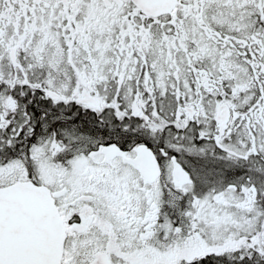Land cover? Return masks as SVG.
<instances>
[{"label":"flooded vegetation","instance_id":"obj_1","mask_svg":"<svg viewBox=\"0 0 264 264\" xmlns=\"http://www.w3.org/2000/svg\"><path fill=\"white\" fill-rule=\"evenodd\" d=\"M214 1L175 0L155 16L133 0H0V154L9 147L14 158L22 159L37 138L48 140L54 154L50 162L62 166L58 182L35 178L29 164L13 181L44 183L53 193L65 231L60 264H174L172 253L189 233V215L196 217L183 210L186 185L176 168L183 167L195 183L190 151L232 156V136L243 128L238 123L232 128L243 115L236 100H228L230 82H216L218 90L214 83V70L224 62L209 65L199 32L197 41L189 37L197 30L190 24L198 19L205 25L207 2ZM218 1L226 14L214 3L208 8L212 17L226 23L244 14L248 27L254 24L250 30L256 29L248 36L228 24L219 26L218 33L230 31L243 41L238 53L260 55L257 65L241 57L236 62L264 69V35L257 36L264 25L251 3L263 5L264 0H244L247 13L234 11L233 0ZM198 8L202 12L192 15ZM229 57L227 52L223 61ZM171 72L175 79L170 82ZM164 73L163 92L157 78ZM183 92L189 99H179ZM44 111L51 113L47 126ZM257 116L263 117L257 113L256 122ZM83 121L91 125L89 132ZM78 122L77 138L70 141L62 135L64 126ZM175 146L183 149L173 151ZM74 155L95 163L82 168L83 182L72 178L69 187L65 165ZM4 218L0 264H10L13 257L23 260L29 247H44L36 228L41 218L35 225L20 211ZM202 255L178 264L221 259L214 252Z\"/></svg>","mask_w":264,"mask_h":264},{"label":"rangeland","instance_id":"obj_2","mask_svg":"<svg viewBox=\"0 0 264 264\" xmlns=\"http://www.w3.org/2000/svg\"><path fill=\"white\" fill-rule=\"evenodd\" d=\"M232 2L230 7L234 11L240 10L243 11L242 13H247L248 8L245 4L248 2L244 0H233ZM214 3L218 5L216 9L220 13L226 14V9L220 8V1L207 2L208 6L205 13L208 17L205 25H202L196 19V22L190 24V26H197V30L189 37L193 36L192 39L197 41L194 36L199 32L198 38L202 40L201 44L205 45L202 47L203 55H206L205 60L209 61V65L220 60L224 62L222 68L214 70V83L218 85L216 87L218 90L221 84L216 82L222 80L230 82L233 92H229L228 100L235 99V103L240 107L239 112L243 115L235 120L232 128L237 123L243 128L235 134L234 138L232 136L234 143H236V146L234 144L229 145V148L236 151V154L232 156L221 152L220 154L218 152L206 154L204 152L195 153V149L190 151L193 152L192 159H196V163L190 161L192 163L190 165L193 171L192 174L195 177V185L187 186L184 190L185 208L183 206V210L185 209L187 214L195 212L196 217L193 218L192 215H189L191 218L187 228L189 233L186 235V239L180 243L182 247L172 253V260L174 264H178L181 259L187 260L193 256H202L204 253L214 252L223 262L214 260L213 264H264L262 256L257 257L258 261L255 262V259L251 261L244 255L247 249L259 243L261 244L255 245L256 252L264 251V245L262 246L264 242V109L257 111L260 106H264V69L238 64L236 61L242 60L239 59L241 57L245 58L244 63L247 61L257 65L258 62L255 59L259 58L260 55L255 52L249 57L245 56L244 53H238L239 49L243 48V41H236L232 37L234 34L230 31L227 33L228 36L223 32L218 33L220 25L228 24L230 30L233 27L234 31L239 32L241 30L243 31L242 34L246 33L250 36V33L255 34L256 31L255 28L250 30V27H254V24L248 27V20L244 14L240 13L234 14L231 19L226 15L225 17L230 19L226 23L220 18L212 17L208 13V8H211ZM251 3L258 7L254 16H257L264 25V4L261 5L260 2L255 1ZM194 10L192 15L195 16L202 12L199 8ZM215 32L220 37L214 34ZM262 34L264 35V30L261 29L258 31L257 36L261 38ZM218 48L219 53L217 52ZM227 52L234 60L229 57L228 62L223 61V59L226 60L225 55ZM164 76L165 73L164 75L160 74L157 78V85L162 88L163 92L167 89ZM174 79L175 75L171 72L169 81L171 82ZM257 91L263 94H258ZM181 96L179 99L183 101L189 99L184 92ZM175 97L177 98L176 94ZM225 98L226 96H224ZM256 111L257 113L261 112L263 116L262 118L257 116V122ZM62 135L68 137L70 141L77 138L74 132H68L67 130H64ZM78 139L81 140L82 136L78 135ZM55 142L57 141L55 140ZM34 143H36V146H31L29 152L21 153L22 159L9 158L4 152L2 155L0 154V184L3 181L12 179L17 173H26L25 170L28 168V164L29 169L33 171L31 174L35 178L45 182H58L57 175L62 172V166L50 162L54 154L49 145L46 147L48 140L39 137ZM189 148L187 147L186 150L189 151ZM46 149H50V151ZM79 149L81 150L77 153L81 156L83 148ZM181 149H183L181 146H175L173 151L180 152ZM203 151L205 150L203 149ZM253 154L254 157H252ZM238 155H244L245 160H237ZM90 162L87 158L77 157L76 155L68 160L67 165H65L68 173L65 181H68L69 187L74 184L72 178L76 179L74 181H84L86 177H81L80 172L86 166L91 169L95 163H93V158H90ZM236 164L241 166L236 167ZM186 219H188V216ZM243 250L246 252L242 253L241 256L240 253ZM252 251H255L254 248ZM236 253H238L239 259L235 260L232 255Z\"/></svg>","mask_w":264,"mask_h":264},{"label":"water","instance_id":"obj_3","mask_svg":"<svg viewBox=\"0 0 264 264\" xmlns=\"http://www.w3.org/2000/svg\"><path fill=\"white\" fill-rule=\"evenodd\" d=\"M142 0H135L139 4ZM155 1V0H151ZM143 7V6H142ZM144 8V7H143ZM10 203H14L15 206H18L17 209L20 211L28 212L29 210H48L47 215L53 216L54 228L53 232H62V227L58 221L57 227H55L56 219V207L53 204L51 195H49L48 190L44 185H35L32 182H15L4 187H0V213L5 214V212L10 211ZM42 233H45V230H42ZM42 240V239H40ZM53 241V242H52ZM49 242L52 243L51 246H45L41 248H32L27 249L28 256L17 259L12 258L10 264H59V257L62 252V242L63 238L54 237ZM25 251V250H24ZM26 252V251H25ZM9 260V259H8ZM17 262V263H16Z\"/></svg>","mask_w":264,"mask_h":264},{"label":"trees","instance_id":"obj_4","mask_svg":"<svg viewBox=\"0 0 264 264\" xmlns=\"http://www.w3.org/2000/svg\"><path fill=\"white\" fill-rule=\"evenodd\" d=\"M44 113H45V118H44V122H43V125H46L47 126V123H49V120L51 119V113H49L48 111H44ZM43 119V118H42ZM82 123H84V125L83 126H85L86 128H83L84 130H89L90 129V126L91 125H89L88 123H85V121H83ZM64 125V124H63ZM78 127H81V123L80 122H78L77 124H74V125H72V123H70V124H65V126H64V128H65V130H67L68 132H74L75 134L77 133V130H78ZM89 132V131H88ZM86 134H88V133H86ZM5 150L3 151L4 153H5V155H7V157H9V158H13V157H15V153L16 152H14V153H12V152H10V149H9V147L8 148H4ZM254 250L255 251H252L251 250V255H253L252 256V258H251V261H254V259H255V262L256 261H258L257 260V257L259 258L260 256H262V258L264 259V251H261V252H256V247H254ZM245 253V252H244ZM246 254V253H245ZM237 259V257L235 258V260ZM217 260V259H216ZM218 262H223L221 259H218L217 260ZM198 264H210V260H209V258H207V259H202Z\"/></svg>","mask_w":264,"mask_h":264},{"label":"bare ground","instance_id":"obj_5","mask_svg":"<svg viewBox=\"0 0 264 264\" xmlns=\"http://www.w3.org/2000/svg\"><path fill=\"white\" fill-rule=\"evenodd\" d=\"M193 161H194V163H196V159H194ZM262 163H263V162H262Z\"/></svg>","mask_w":264,"mask_h":264}]
</instances>
